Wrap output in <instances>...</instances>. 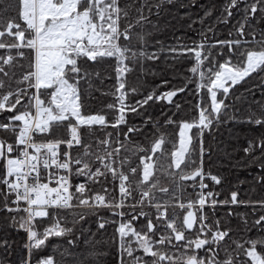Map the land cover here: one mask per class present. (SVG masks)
<instances>
[{
    "label": "snow or ice",
    "instance_id": "6c2138e0",
    "mask_svg": "<svg viewBox=\"0 0 264 264\" xmlns=\"http://www.w3.org/2000/svg\"><path fill=\"white\" fill-rule=\"evenodd\" d=\"M176 5L0 0V264H264V0Z\"/></svg>",
    "mask_w": 264,
    "mask_h": 264
},
{
    "label": "trees",
    "instance_id": "16d2710c",
    "mask_svg": "<svg viewBox=\"0 0 264 264\" xmlns=\"http://www.w3.org/2000/svg\"><path fill=\"white\" fill-rule=\"evenodd\" d=\"M179 2H180V0H177L176 8L169 6V8L166 10L165 16L162 18V22L167 20L170 27L164 29L159 35L156 36V39L163 40V41H165V43H174L173 36H180L183 33V34H186L189 38H192L198 32L199 27H200L199 21H197L196 25L193 26L192 28H188V27H186V25L188 24V20L183 18L180 15V13H183L185 11L196 13V12H199V9H197L195 6H193L191 9L179 8V6H178ZM183 2L186 3L187 0H183ZM219 2H220V0H200L201 4L214 3L217 5V7L219 5ZM199 14L203 15L202 12H199ZM213 19H214V17H213ZM228 31H230V25L229 26H223V27L218 26V35L221 38H225L227 36ZM171 63H172V61H169V64H171ZM161 67L162 68L165 67L163 61H161ZM189 67H190L189 63L176 61L175 69H173L171 67L166 68V70L164 72L165 78L175 77V79L171 80V83L177 84L180 82V79H179L180 76L190 75V73L187 72V69ZM158 71H159V69H158ZM149 79L151 81V77ZM258 79H259L258 76L252 77V80L254 82L257 81ZM155 82L159 83V79L157 78L155 80ZM183 99H185L186 101L191 103L192 98L189 95V96L183 97ZM187 112H188V109H185L184 112L181 113V115H185V114H187ZM245 127H246L245 125H235V126H233L232 133H229L226 128H221L220 134L216 135V140L217 141L223 140V141L227 142L230 135L235 137L239 134L240 143L243 144L244 143L243 133L245 131ZM258 131H259V129H257V128L253 129V132H258ZM241 156H243L242 152L239 155L233 156L231 161L224 158L222 153L214 156V159L211 163V167H212L213 171L228 177V181L223 186L225 191H222V189L220 187L216 188V191H222V196L220 198H223V195L226 194V189H227L228 183L235 186L237 183V180H244V181H250L251 180V176L248 174L251 171V169H245L243 167L233 166L235 161H238ZM159 163L161 166H166L167 162L165 160H160ZM161 179H162V182H166L165 178L163 176H161ZM209 183L211 184L212 182H209ZM248 188H249L248 183H244V184L240 185L241 191H244Z\"/></svg>",
    "mask_w": 264,
    "mask_h": 264
}]
</instances>
